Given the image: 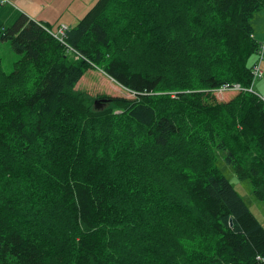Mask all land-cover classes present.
Returning a JSON list of instances; mask_svg holds the SVG:
<instances>
[{
    "label": "trees",
    "instance_id": "trees-1",
    "mask_svg": "<svg viewBox=\"0 0 264 264\" xmlns=\"http://www.w3.org/2000/svg\"><path fill=\"white\" fill-rule=\"evenodd\" d=\"M173 5L97 0L62 43L0 5L5 78L32 75L0 89V264H264V228L216 166L264 203L263 95L215 96L251 86L264 0ZM92 66L132 98L95 110L75 90Z\"/></svg>",
    "mask_w": 264,
    "mask_h": 264
},
{
    "label": "rangeland",
    "instance_id": "rangeland-1",
    "mask_svg": "<svg viewBox=\"0 0 264 264\" xmlns=\"http://www.w3.org/2000/svg\"><path fill=\"white\" fill-rule=\"evenodd\" d=\"M21 1V0H20ZM19 0H0V5H7L11 9L17 12H21L22 5ZM44 3V14L41 22L47 25L49 29L42 26L46 33H50L55 39L62 41L64 32L67 28L63 26L64 24L73 27L84 14L95 4L97 0H37ZM188 0H163V4H167L168 10L176 8L175 5L187 4ZM24 11V10H23ZM25 12V11H24ZM22 14V13H21ZM24 15V14H23ZM27 17V16H26ZM28 18V17H27ZM33 20L31 18H28ZM34 21V20H33ZM36 22V21H35ZM250 24L253 29V37L258 43H262L264 39V7L256 11L250 20ZM65 28L64 32L61 33L60 29ZM62 43V42H61ZM65 46V45H63ZM70 48L68 45L65 49ZM68 53V52H67ZM68 54L76 57H80L77 53L69 52ZM19 59V55L13 52L11 46L8 42L0 43V89L11 93L18 86L25 84L29 79L32 80V75L27 74L19 80L12 82H7L5 75L10 74V72L15 69L14 63ZM138 67L141 64H137ZM262 71L264 74V62L262 63ZM75 90L77 92H82L90 97L94 98V102L98 99L99 95L107 96H118L125 98H132V94L114 82L109 78L103 71L96 67L89 68L81 80L76 84ZM254 93L257 96L264 95V77L255 81L253 87ZM236 93L231 91H216L215 96L220 102H227ZM102 107V106H101ZM103 108V107H102ZM218 158L216 160V166L220 170L221 174L230 183L232 188L240 196L241 200L245 206L251 211V213L256 217L260 224L264 228V203L257 201L249 187L247 181L239 180L232 167L227 165L220 153L217 152Z\"/></svg>",
    "mask_w": 264,
    "mask_h": 264
},
{
    "label": "built area",
    "instance_id": "built-area-1",
    "mask_svg": "<svg viewBox=\"0 0 264 264\" xmlns=\"http://www.w3.org/2000/svg\"><path fill=\"white\" fill-rule=\"evenodd\" d=\"M65 30V28H61L60 32L63 33ZM68 51L70 52H75L70 48H67ZM76 53V52H75ZM264 62V39L262 41V43H259V47H258V52H257V61L256 63L253 65L252 67V82H251V86L247 89L241 87L239 84H233V85H225L223 86L221 89L217 90V91H231L234 93H239L242 91H247V92H251L254 93L253 91V87H254V83L255 81L259 80V79H263L264 74L262 71V63ZM261 98L264 100V95L261 96ZM259 259V258H258Z\"/></svg>",
    "mask_w": 264,
    "mask_h": 264
},
{
    "label": "crops",
    "instance_id": "crops-1",
    "mask_svg": "<svg viewBox=\"0 0 264 264\" xmlns=\"http://www.w3.org/2000/svg\"><path fill=\"white\" fill-rule=\"evenodd\" d=\"M20 1V0H19ZM22 5V9L25 11H21L20 13L24 14L28 18L33 19L36 22H41L42 20H37V19H43L42 15L44 14V3L37 1V0H21L20 1ZM67 29L69 26L63 25Z\"/></svg>",
    "mask_w": 264,
    "mask_h": 264
},
{
    "label": "water",
    "instance_id": "water-1",
    "mask_svg": "<svg viewBox=\"0 0 264 264\" xmlns=\"http://www.w3.org/2000/svg\"><path fill=\"white\" fill-rule=\"evenodd\" d=\"M102 104L99 103L98 101L94 102V107L95 109H101ZM230 226H232V222L230 221Z\"/></svg>",
    "mask_w": 264,
    "mask_h": 264
},
{
    "label": "bare ground",
    "instance_id": "bare-ground-1",
    "mask_svg": "<svg viewBox=\"0 0 264 264\" xmlns=\"http://www.w3.org/2000/svg\"><path fill=\"white\" fill-rule=\"evenodd\" d=\"M259 47V46H258ZM258 51V50H257ZM257 61V60H256ZM96 110V109H95Z\"/></svg>",
    "mask_w": 264,
    "mask_h": 264
}]
</instances>
